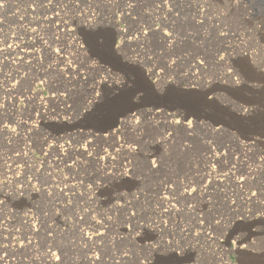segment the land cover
Wrapping results in <instances>:
<instances>
[{
    "label": "rangeland",
    "instance_id": "rangeland-1",
    "mask_svg": "<svg viewBox=\"0 0 264 264\" xmlns=\"http://www.w3.org/2000/svg\"><path fill=\"white\" fill-rule=\"evenodd\" d=\"M223 11L222 0H0L2 264H50L48 251L53 264H132L142 247L141 264H264V0H243L227 17ZM221 23L231 28L227 38ZM59 24L83 50L64 27L55 30ZM164 32L174 41L168 50ZM225 45L233 58L228 78L211 58ZM245 50L255 55L249 62L239 55ZM199 56L208 63L191 71ZM172 60L171 75L161 79L160 66ZM131 65L149 73L165 103H175L166 110L172 119L185 110L202 115L194 131L164 116L145 119L138 107L126 115L139 125L117 137L88 135L121 127L119 112L142 86ZM202 91L209 104L200 103ZM170 96L187 99L185 109ZM242 104L258 109L236 118ZM206 117L233 128L210 131ZM235 135H253L254 146L243 153ZM122 145L133 152L123 154ZM208 149L223 158L221 167L205 171ZM237 157L259 170L242 188L223 166Z\"/></svg>",
    "mask_w": 264,
    "mask_h": 264
},
{
    "label": "bare ground",
    "instance_id": "bare-ground-1",
    "mask_svg": "<svg viewBox=\"0 0 264 264\" xmlns=\"http://www.w3.org/2000/svg\"><path fill=\"white\" fill-rule=\"evenodd\" d=\"M215 21H216V18L214 17L213 18V20H212V22H213V24L215 23ZM85 23L86 24H84V25H88V26H90V23H89V21L87 22V20H85ZM56 27V29L55 30H59L61 27H64V31L63 32H65V34H68V35H70V37H71V44L73 45V47L77 50V51H79V50H83V46L81 45V41H78V39L79 38H77V37H75V35H73V34H70L69 33V29H67V27H66V24H59V26H55ZM257 27V26H256ZM61 30V29H60ZM120 33L121 34H123V35H126V33L125 32H123L122 30H120ZM150 33V32H149ZM148 33V34H149ZM161 33V32H160ZM201 33H203V37H205L206 36V32H201ZM55 34H57V33H55ZM166 34H168V33H166V32H164V33H162V35L160 36V42H161V44H162V46H166V47H164V49L165 50H168L169 49V47L171 46V45H173L174 44V41H172L171 40V38L170 39H168V38H166ZM229 34V33H228ZM139 35L142 37V40H144V39H146V37H145V35H144V32H140L139 33ZM199 35H200V33H199ZM230 35V34H229ZM201 37V36H200ZM199 37V38H200ZM228 37V36H227ZM240 38H242V37H240ZM38 39V38H37ZM201 39H202V37H201ZM40 43V42H39ZM41 44V43H40ZM41 45H43V44H41ZM234 45V44H233ZM261 45V44H260ZM59 46V45H58ZM222 46V45H221ZM230 46H231V44H230ZM235 46V45H234ZM262 47V46H261ZM9 48V47H8ZM60 48H64V47H60ZM222 48H226V49H228V51H220L221 52V55H220V57H224V59L223 60H221V59H218L217 58V53H218V51H216V53H214V54H212V56H211V58H212V60L213 61H217L220 65H222V67L224 68L223 69V72H222V74H224L227 78L228 77H231L232 76V74H234V72L231 70V71H228L227 69H228V67H232V65H231V62L233 61V58H232V54H231V52H230V48L229 47H227L226 45L225 46H223ZM264 48V47H263ZM221 49V48H220ZM60 50H62V49H60ZM6 51H9V50H6ZM54 51V50H53ZM62 51H64V50H62ZM37 52V51H36ZM56 52V51H55ZM66 52V51H65ZM68 52V51H67ZM80 52V51H79ZM56 54V56L58 57V58H62L63 57V55L64 54H62V55H60V53L59 52H56L55 53ZM239 55L240 56H242L243 58H244V60L246 61V62H249L250 61V59L252 60L253 59V57L255 56L254 55V53L253 52H249V51H247V50H245V51H240L239 52ZM200 61H204V64H200L199 62ZM208 61H209V58H205L204 56H199V57H193L192 59H191V64H190V70L192 71V70H194V69H198L199 71H201V70H203V65H206L207 63H208ZM69 68V67H68ZM70 69H73V68H70ZM221 80V79H220ZM104 81V80H103ZM108 82V81H107ZM106 87H108V86H106ZM94 102V101H93ZM93 102H91L89 105H87L86 107H90L91 105H93L94 103ZM249 102V101H248ZM259 102V101H258ZM241 105V104H240ZM253 105V104H252ZM251 105V106H252ZM43 106V105H42ZM257 107H250V106H243V104H242V106H239V108H237V110H236V112L234 113L235 114V116H236V118L237 117H242V116H246V115H249V114H251V112L253 113V111L256 109ZM258 109V108H257ZM256 109V110H257ZM234 110V109H233ZM255 110V111H256ZM235 111V110H234ZM143 115H144V118L145 119H150V120H153L154 121V118H156V117H159V116H164V118H162V119H165V121L164 122H166V123H168V124H174V125H181V126H183L185 129H189L188 128V124H187V121H191V123L195 126L196 124H199V119L200 118H197V117H192V119L191 120H187L185 123L183 122V120H186L181 114H179L180 115V124H175V121H177L178 119H172V117H174V116H177V115H175V113L173 112V113H168V112H166L165 110H163V109H152V108H150V109H146V110H143ZM177 114V113H176ZM234 116V117H235ZM250 116V115H249ZM134 117H136L134 114H130V115H126L125 114V117L120 121V126L121 127H117L116 128V130L115 131H108V133L107 134H101V133H99L98 135H96V134H94V133H92V134H88V135H92V136H103V137H105V136H107V137H117L118 135V133H123V131L124 130H127V129H130V128H133V127H135L136 126V121L133 119ZM44 119H48L47 117H45L44 116ZM188 119V118H187ZM239 119V118H238ZM248 120V119H247ZM35 121H37V120H35ZM204 121V120H203ZM29 124V123H28ZM202 124H204L205 126H207L208 128H210L209 130L210 131H223V130H226V129H232L233 128V126H231V127H229V126H226L225 124H221V123H217V124H212V123H207V122H205V123H203L202 122ZM235 125V124H234ZM12 134V133H11ZM244 134V133H243ZM261 134V133H260ZM249 135H251V134H249ZM253 136V135H252ZM252 136H248V135H246V136H244V135H240V137L241 138H239L237 135H235V138H236V143H238V145H239V147L238 148H241L242 149V151H243V153H244V151L247 149V148H249V147H251L254 143L253 142H251L253 139H255L256 137H254V138H252ZM256 136H258V135H256ZM262 137V136H261ZM44 139V138H43ZM258 139V138H257ZM257 139L255 140L256 142H257ZM261 141V140H260ZM259 141V142H260ZM24 142V141H23ZM255 142V143H256ZM259 142H258V144H259ZM58 143V142H57ZM88 144V143H87ZM116 144H118V143H116ZM257 144V143H256ZM256 144H255V146H256ZM257 144V145H258ZM91 145V144H90ZM237 145V146H238ZM254 146V145H253ZM57 147H58V151L59 152H61L60 150H59V148H61V147H63V144H57ZM122 147H123V151H122V153L123 154H127V155H129V153H131V152H133V150H132V148L130 149H128L126 146H123L122 145ZM210 147V146H209ZM223 147V146H222ZM44 148V147H43ZM65 148V147H64ZM121 148V147H120ZM73 149H74V147H73ZM76 149V148H75ZM240 149V150H241ZM253 149V148H252ZM260 149V148H259ZM208 150H211V149H208ZM216 150V149H215ZM257 150V149H256ZM30 151V150H29ZM89 151V150H88ZM217 151V150H216ZM216 151H208L205 155H204V158H205V161H204V163H205V171L207 170V169H210L209 168V165H211L212 163H218V166L219 167H221L220 165H221V161H222V159L221 158H219L220 156H219V154H217V152ZM219 151V150H218ZM223 151V150H222ZM113 152V151H112ZM111 152V153H112ZM117 152V151H116ZM119 152V151H118ZM226 152V151H225ZM246 152V151H245ZM249 152H251V151H249ZM262 152V151H261ZM241 153V152H240ZM247 153V152H246ZM23 154V153H22ZM116 154V153H115ZM223 154V153H222ZM242 154V153H241ZM264 154V153H263ZM58 155H62L61 153H59ZM240 155V154H239ZM223 156H225V155H223ZM227 156V155H226ZM228 157H230V156H228ZM239 157V156H238ZM237 157V158H238ZM242 157V156H241ZM240 157V158H241ZM226 158V157H225ZM234 158V157H233ZM235 158V160L234 161H231V163H233L232 164V166L230 165V163H224L223 164V166H224V168H227V170H228V173H227V176L229 177L228 179H230V181H232V183L237 187V188H242V186H245L246 185V183H248V181H249V179L250 178H252V176H254V175H256V174H258V166H249V165H247V163H246V159L245 160H241L240 158ZM259 158V157H258ZM112 159V158H111ZM229 159V158H228ZM231 159V158H230ZM261 159V158H260ZM97 160V159H96ZM101 160V159H100ZM98 161V163H99V165L101 166V165H103V162H104V160H101V161ZM110 160V159H109ZM108 160V161H109ZM263 160V159H262ZM78 161V160H77ZM113 161V160H112ZM245 161V162H244ZM248 161V160H247ZM254 162H256V164H259L260 162H262V161H260V160H257V159H254ZM208 164V165H207ZM235 164V167H233V165ZM110 165V164H109ZM216 166H217V164H216ZM260 167V166H259ZM223 168V167H222ZM122 169V168H121ZM125 169V168H124ZM123 169V170H124ZM219 169H221V168H219ZM221 170H224V169H221ZM261 170V169H260ZM213 171V170H212ZM216 171V170H215ZM207 173V172H206ZM206 173H204V174H206ZM209 173V172H208ZM214 174V173H213ZM204 176V175H203ZM258 176V175H257ZM255 177V176H254ZM222 180V179H221ZM226 181V180H225ZM27 184H30V182L28 181V182H26ZM223 184V183H222ZM227 184V183H226ZM227 186V185H226ZM245 188V187H244ZM243 188V189H244ZM30 189H32V188H30ZM65 189V188H64ZM16 190V189H15ZM167 191V190H166ZM242 192V191H241ZM131 196V195H130ZM135 197V196H134ZM252 198H254V197H252ZM169 206H170V208H169ZM168 209H170L171 210V204H168ZM174 208H172V210H173ZM82 220V219H81ZM89 223V222H88ZM31 225V224H30ZM34 226V225H33ZM84 229V228H83ZM78 232H80V231H78ZM82 234H83V236L82 237H84V240L86 241L85 243H87L88 244V248L90 249V247L92 246L91 244H90V241H91V237L88 235V232H86V231H84V232H82ZM83 239V238H82ZM83 240V241H84ZM245 244V243H244ZM86 246V245H85ZM87 247V246H86ZM3 248V247H2ZM87 248V249H88ZM4 256V255H3ZM2 256V258L0 259V264H2L3 262H7V260L4 258ZM45 257H47V259H45V262L46 263H50V264H53L55 261H54V259L52 258V254L51 253H49V251H48V253L46 254V256ZM88 259H94V257L92 256H88ZM44 261V260H43ZM42 264V263H41ZM225 264H231V262L227 259L226 261H225Z\"/></svg>",
    "mask_w": 264,
    "mask_h": 264
},
{
    "label": "water",
    "instance_id": "water-1",
    "mask_svg": "<svg viewBox=\"0 0 264 264\" xmlns=\"http://www.w3.org/2000/svg\"><path fill=\"white\" fill-rule=\"evenodd\" d=\"M130 69H135L136 73V77L139 78L142 82V86L139 89L134 90L130 96H128L127 98V105L126 107L119 112V116L121 115H125L128 114L129 112L133 111L134 109L140 107L141 109H147V108H152V109H163V110H173L174 108H176L175 103H165L162 100V96H160L159 90H157L154 86V82L151 81V79L149 78V73L145 72L141 69H137L135 67L137 66H129ZM187 92H199V90H186ZM206 91V90H205ZM202 91L199 101L202 104H209L211 102V100H209L208 98V94L209 92H205ZM171 97V96H170ZM215 99V98H214ZM171 100H175L177 101L179 104H177L178 107H181L183 109H185V106L188 104V100L187 99H183V98H174L171 97ZM181 115L187 119L189 116L192 117H197V118H202L201 114H198L196 112H191V111H184L183 113H181ZM208 118L209 122L212 124H217V123H221V124H225L226 126L231 127L232 125L227 124L226 122L222 121L219 118H210V117H206ZM113 124V122L109 123L108 126H104V127H100L98 130L99 131H104L105 129H108L109 127H111Z\"/></svg>",
    "mask_w": 264,
    "mask_h": 264
},
{
    "label": "snow or ice",
    "instance_id": "snow-or-ice-1",
    "mask_svg": "<svg viewBox=\"0 0 264 264\" xmlns=\"http://www.w3.org/2000/svg\"><path fill=\"white\" fill-rule=\"evenodd\" d=\"M203 2H204L205 4H208V0H203ZM49 3H51V0H49ZM222 3H223V6H224V9H226V11L221 12V15H223L224 17H227V16L232 12L233 9H239L240 7L243 6V0H222ZM129 6H130V7H135V4H130ZM173 7H175V5H169V10L171 11V10L173 9ZM209 7H211L210 4H209ZM177 14H179V13H177ZM85 19H87V15H85ZM201 23H203V21H201ZM220 27L225 28L226 31H225V32H221V33H219V35L222 36V37L227 38L228 33L231 31L230 26L221 23ZM149 31H151V29H149ZM144 35H145V37H147V36H148V32H147V31L144 32ZM171 37H172V33H168V34H166V38L170 39ZM8 47H10V45H8ZM57 51H59V50H57ZM219 51H228V49H226V48H221V49H218V52H219ZM220 59L223 60L224 57H220ZM69 63H71V61H69ZM199 63H200V64H204V61H200ZM175 64H176V61H175V60H172L171 63H165L163 66H160V67H161V71H162L163 74H164V75L161 77V79H164L165 77L171 75V73H172V71H173L172 66L175 65ZM158 66H159V65H158ZM140 123H141V121L137 118V119H136V124L139 125ZM180 123H181V122H180L179 120L175 121V124H180ZM187 124H188V128H189V129H191L192 131L195 130V126L192 125L191 121H187ZM185 131H188V129H186ZM177 134H179V133H178V130H177ZM168 137H172V138H174V137H173V133H172V132H168L166 138H168ZM153 163H155V162H153ZM61 191H63V190H61ZM0 204H3V201H0ZM131 215H132V217H135V216H136L135 213H132ZM135 227H138V225H131V226H130V228H131L132 230H134ZM169 234H170V235H174L173 233H169ZM29 243H30V242H29ZM157 243H158V244H162L163 241H158ZM172 245H175V246L178 247V246H179V242H175V241L170 242V246H172ZM133 247L135 248V246H133ZM151 247H152V246H148V248H151ZM147 250H148L147 248H143V247H142V248L140 249V252H139V253L136 252V251H133V252H132V256L135 257V259H134V261L132 262V264H141L140 256H141L142 253L146 252ZM124 255H125V256H128V253L125 252ZM147 258H148L147 256L144 257V259H147ZM55 259H56L57 261H60V260H61V256L57 255V256L55 257ZM96 259H97V261L100 259L99 254L97 255Z\"/></svg>",
    "mask_w": 264,
    "mask_h": 264
}]
</instances>
